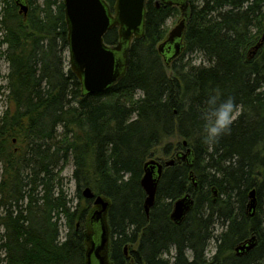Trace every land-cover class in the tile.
I'll use <instances>...</instances> for the list:
<instances>
[{"label": "trees", "instance_id": "obj_1", "mask_svg": "<svg viewBox=\"0 0 264 264\" xmlns=\"http://www.w3.org/2000/svg\"><path fill=\"white\" fill-rule=\"evenodd\" d=\"M106 1L113 9L115 0ZM156 1L146 2L143 36L131 45L124 75L92 95L67 64L64 0H28L26 17L13 5L5 10L0 26L14 108L0 118L3 264H88L85 228L93 230L94 204L85 188L110 202L112 264H264V44L249 55L264 34V0H189L183 49L170 66L158 46L179 9ZM118 42L113 28L105 43ZM194 53L209 64L186 61ZM217 89L242 115L230 135L208 145L199 135L202 113ZM14 138L17 149L7 144ZM158 149L176 163L165 168L147 216L141 180ZM69 161L74 195L61 175ZM252 190L254 216L247 208ZM186 194L195 204L177 225L173 205ZM217 224L224 229L214 237ZM253 236L257 246L237 256L235 248ZM171 249L172 262L164 258Z\"/></svg>", "mask_w": 264, "mask_h": 264}, {"label": "water", "instance_id": "obj_2", "mask_svg": "<svg viewBox=\"0 0 264 264\" xmlns=\"http://www.w3.org/2000/svg\"><path fill=\"white\" fill-rule=\"evenodd\" d=\"M15 1L20 8L19 13L26 17L29 10L28 0ZM146 2L147 0H115L113 9H111L106 0H64L70 69L82 83L84 94L101 93L124 75L130 61L131 45L134 40L143 36ZM168 5H177L181 12L179 24L158 47L165 64L170 66L180 56L183 49L189 5L188 0H171ZM113 28L118 29L119 42L117 45L110 46L105 43V36ZM263 44L264 34L250 50V57L255 55ZM177 157L185 159L186 154H178ZM175 163L174 159L163 162L151 159L145 163L141 186L146 194L144 208L147 216L155 205L164 169ZM214 194L217 195L215 190ZM82 195L87 200H93L94 206L100 207L93 211L91 217L94 233L89 238L91 247L88 253V264H106V257L102 252L109 241V231L104 215L108 214L110 202L102 196H96L90 188H85ZM194 204L195 201L191 194H186L175 201L171 213L172 221L177 225L182 224ZM256 207V192L252 190L247 206L251 216H254ZM256 246L257 238L253 236L239 244L235 248V253L242 257Z\"/></svg>", "mask_w": 264, "mask_h": 264}, {"label": "rangeland", "instance_id": "obj_3", "mask_svg": "<svg viewBox=\"0 0 264 264\" xmlns=\"http://www.w3.org/2000/svg\"><path fill=\"white\" fill-rule=\"evenodd\" d=\"M41 1L42 0H39V2H41ZM11 5L15 6L14 0H0V21L3 17V15L5 14V10L8 9L9 7H11ZM17 13L19 14V8H17ZM180 13L181 12L179 10L178 14L175 13L172 17H170L166 20V23H165L166 36H165V39L168 37L169 33L179 24V22L181 20V14ZM19 15L23 16L21 14H19ZM4 40H5V28H4V26L1 25L0 26V118L3 116L4 112L7 110H9L12 113L13 108H14L13 104L11 103V101L8 97L9 94H8L7 89H6V86L8 84L7 76L9 74V63L7 61L8 46L6 44H4ZM65 57L67 60V64L70 67L69 51H67L65 53ZM189 60L193 65H196V66H202V65L207 66L209 64L208 61L205 59V57L200 53H194L191 55H187L186 61H189ZM141 96H142L141 92L137 93L136 99L140 98ZM173 142L176 143V141H173ZM7 144L12 149H17L20 146H22V144L16 138H14L13 143L10 140ZM178 151H179V149H177V152ZM174 157H175V155L165 158L161 155V149H158L156 151V156L154 158L157 160H160V161H167V160H170L171 158H174ZM61 167H62L61 175L65 178V183L67 185L68 191L71 195H74L75 189H76L75 183L72 180L74 165L71 161H69L66 164L62 165ZM4 178H5L4 171H3L2 165H0V183L2 182V180ZM98 209H100L99 206H93L92 211H95ZM104 219H105V222L107 224L108 223V221H107L108 216L106 214L104 215ZM85 229L87 230V232L90 236L93 235L94 232H93L89 223L86 225ZM107 229L109 230V227H107ZM223 229H224V226H222L221 224H217L215 227V231H214V237H217L218 235H220V233H222ZM62 231H63V234H65L66 228H63ZM2 232H3V230H2V228H0V233H2ZM109 246H110V244L108 243L105 250L102 252V254L106 257V264H112L110 261V258H109V255H110ZM215 246H216V242H215V239H213V240H211L209 247H208V251H207V257L209 259L213 256V254L215 252ZM174 255H175V250L171 249L170 253L165 255L164 258L169 259L172 262ZM3 258H4V254L0 251V264H3V262H2Z\"/></svg>", "mask_w": 264, "mask_h": 264}, {"label": "clouds", "instance_id": "obj_4", "mask_svg": "<svg viewBox=\"0 0 264 264\" xmlns=\"http://www.w3.org/2000/svg\"><path fill=\"white\" fill-rule=\"evenodd\" d=\"M207 108L202 113V128L199 133L204 143L213 145L231 134L242 115V106L231 96L223 97L219 89L210 92L205 101Z\"/></svg>", "mask_w": 264, "mask_h": 264}, {"label": "flooded vegetation", "instance_id": "obj_5", "mask_svg": "<svg viewBox=\"0 0 264 264\" xmlns=\"http://www.w3.org/2000/svg\"><path fill=\"white\" fill-rule=\"evenodd\" d=\"M171 0H157L156 1V3H157V6L159 7L160 5H164V6H166V7H170V8H175V9H179V7H177V5H172V6H170V5H168V2H170ZM14 2H15V6L17 7V8H19V6L17 5V3H16V1L14 0ZM188 5H189V0H188ZM19 12H20V8H19ZM20 14V13H19ZM166 40V39H165ZM162 162V161H161ZM165 170V169H164ZM164 173V172H163ZM107 216H108V214H107ZM108 243L110 244V237H109V241H108ZM107 243V244H108Z\"/></svg>", "mask_w": 264, "mask_h": 264}]
</instances>
